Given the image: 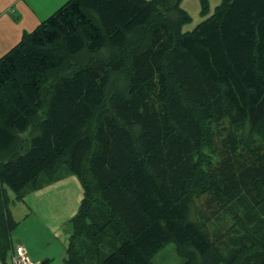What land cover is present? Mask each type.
Masks as SVG:
<instances>
[{
    "label": "trees",
    "instance_id": "obj_1",
    "mask_svg": "<svg viewBox=\"0 0 264 264\" xmlns=\"http://www.w3.org/2000/svg\"><path fill=\"white\" fill-rule=\"evenodd\" d=\"M179 2L67 0L0 57L3 258L17 224L7 187L22 199L64 163L83 188L64 224L65 264L84 253L154 264L168 242L184 264H264V0H223L188 32ZM61 41L71 53L108 45L111 58L42 96L64 63ZM123 71L126 85H107ZM190 196H202L197 221Z\"/></svg>",
    "mask_w": 264,
    "mask_h": 264
},
{
    "label": "rangeland",
    "instance_id": "obj_2",
    "mask_svg": "<svg viewBox=\"0 0 264 264\" xmlns=\"http://www.w3.org/2000/svg\"><path fill=\"white\" fill-rule=\"evenodd\" d=\"M21 1L23 4L19 6V9L22 12V17L18 19V23L26 25L25 27H27V32L22 33L23 36L25 33L32 31L67 0H62L59 4L54 2L45 9L38 7V3L41 2L40 0ZM222 2L223 0H205L204 3L206 7L205 12H203L202 0H180V10L184 11L189 17V20L182 24L181 31L188 32L192 30L200 21L211 15L215 7ZM86 12L92 19L94 18V11L92 9H88ZM28 15L32 18L31 22L27 19ZM80 35L85 40V32L83 30L80 31ZM143 35L144 29L143 32H140L136 36L132 35L131 37L135 40ZM57 48L64 54V63L58 70L49 73V80L41 93L42 96L49 91L54 81L61 77L72 75L81 65H85L90 60H108L111 58L112 54V49L108 45L101 47L96 53L89 51L85 46L79 51L71 53L67 51L65 43L62 41L57 44ZM93 55L96 56L92 57ZM123 72L118 74H116L117 72H110L107 85L116 86V84H119L121 88L126 85L127 73H125L126 71ZM251 129L250 123L245 121L242 128V140L245 147H250V143L254 139ZM32 133H35V129L28 128L21 136L28 139L31 135H34ZM51 177L52 178H49L47 174L42 175L38 180V184H43L44 181L47 180L46 185L53 184L49 186L48 189L53 186L56 187L51 191H67L66 195L68 199L63 205L48 203L40 207H28V205L24 203V198H17L15 192L7 187L6 194L10 200L11 214L13 219L18 222L11 231V238L14 241V245L18 240H22L28 244L31 252L30 257L35 261L42 262L47 259L43 264H65L68 239L65 236L66 234L63 233L61 224L67 222V220L76 213L83 196V188L79 178L73 174L64 163L55 168ZM47 197L49 200L52 199L51 194ZM201 197L202 196H200V199H197L190 196L188 217L192 221H197L198 219V207L201 205V203L199 204ZM225 220L231 224L230 218H226ZM16 248V245L14 247L11 245V248L6 252L4 258L0 255V264H13V254L16 253ZM83 256L84 263L81 264H91L85 253ZM152 260L154 264H184L185 262L184 256L178 252L173 242L166 243L163 248L153 256Z\"/></svg>",
    "mask_w": 264,
    "mask_h": 264
},
{
    "label": "crops",
    "instance_id": "obj_3",
    "mask_svg": "<svg viewBox=\"0 0 264 264\" xmlns=\"http://www.w3.org/2000/svg\"><path fill=\"white\" fill-rule=\"evenodd\" d=\"M39 6L40 8L45 9L46 7L52 5L54 2L56 4H59L62 2V0H40ZM23 4L21 0H0V57L6 53L12 46L17 44L19 40L22 37L23 32H27L25 27L26 25H22L18 23V19L22 17V12L19 9V6ZM61 6V5H60ZM59 6V7H60ZM27 19L32 21V18L30 15L27 16ZM29 22V23H30ZM55 171V170H54ZM54 171L48 175L49 178H52L51 175L54 173ZM40 178V177H39ZM47 180L44 181V183H41V187L36 190H32L30 192H27L24 195V203L28 205V207H40L41 205H45L48 203L53 204H60L63 205V203L67 201V195L65 190L64 191H51L52 189L56 188L55 186L48 189L49 186L53 185H46ZM45 185V186H44ZM62 186V185H61ZM64 189V186H63ZM83 193V192H82ZM52 195V199H48V195ZM83 195V194H82ZM22 198V199H23ZM33 209V208H32ZM71 218V217H70ZM69 218V219H70ZM18 223V222H17ZM64 224L62 225L63 233H65L67 239L68 234L65 231ZM11 237V234H10ZM16 246H22L27 251L28 255L30 256V247L28 244H26L24 241H17L15 242ZM11 245L14 247V241L11 238ZM47 259L44 261H40L41 264H43Z\"/></svg>",
    "mask_w": 264,
    "mask_h": 264
},
{
    "label": "built area",
    "instance_id": "obj_4",
    "mask_svg": "<svg viewBox=\"0 0 264 264\" xmlns=\"http://www.w3.org/2000/svg\"><path fill=\"white\" fill-rule=\"evenodd\" d=\"M13 255V264H41L39 261L33 260L22 246H18Z\"/></svg>",
    "mask_w": 264,
    "mask_h": 264
}]
</instances>
